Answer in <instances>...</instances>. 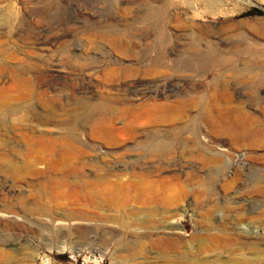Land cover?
<instances>
[{"label":"rangeland","instance_id":"rangeland-1","mask_svg":"<svg viewBox=\"0 0 264 264\" xmlns=\"http://www.w3.org/2000/svg\"><path fill=\"white\" fill-rule=\"evenodd\" d=\"M154 10L155 18L140 17ZM115 29L125 32L122 49L108 35ZM213 52L226 64L203 74L160 69L146 85L135 84L158 56L183 61ZM246 66L257 67L258 74L241 76ZM260 67L264 0H0V104L6 111L0 139L20 150L0 154V207L6 209L0 212V264H261L243 244L264 249ZM195 82L199 93L184 96ZM178 96L198 105L175 124H131L147 118V103H175ZM214 100L222 102L214 109H238L239 119L252 118L248 125L262 133L247 138L226 125L196 121L204 103ZM85 101L138 111L119 114L110 138L100 120L83 117L63 130L31 129L35 114L73 110ZM128 124L136 134L126 130ZM70 135L78 137L71 154L59 142ZM62 158L66 171L59 168ZM189 162L200 167L192 171L198 177L193 183L185 177ZM169 163L178 166H160ZM84 174H91L89 181L103 178L106 186L124 175L119 183L132 192L98 206L84 197ZM57 188L63 197L45 194ZM58 215L85 226L69 229L68 221L52 220ZM62 224L68 225L59 231ZM169 226L180 235L178 247L165 241L162 231ZM217 241L228 245L214 247Z\"/></svg>","mask_w":264,"mask_h":264},{"label":"bare ground","instance_id":"bare-ground-1","mask_svg":"<svg viewBox=\"0 0 264 264\" xmlns=\"http://www.w3.org/2000/svg\"><path fill=\"white\" fill-rule=\"evenodd\" d=\"M156 11H157V13H161L162 11H164V7H156ZM150 15L151 16L143 14L140 17L151 18V19L155 18L156 17L155 10ZM109 31L110 32H108L109 33L108 35L114 39V41L116 42L115 44L117 45L118 49H122L123 48L122 42H120L119 39L121 38L120 36L123 35V33H125V32L119 31L116 29H115V31H111V30H109ZM163 34H164L163 30H162V28H160L158 36H160V40H161L162 44H165L166 41L164 40L165 37L163 36ZM225 64H226V61H224L223 58L219 57L218 54L214 53V52H213V55L211 57L207 56V57H201V58L197 59V58L188 56L183 61H178V60L172 59L170 55H167L166 57L158 56L157 58L154 59V61L151 64H149L147 66V69H145V71L142 73V77H141L142 79H140L139 82L136 81L135 84L137 83V85L138 84L139 85H146V83H148L147 82L148 77H153L154 75H156V73H158V72L162 73L163 72V71H160V69H166V70L172 71L176 74H191V73L192 74H203L204 72L209 71L210 68L220 67V66L225 65ZM239 68L240 67H238V69ZM262 68L264 69V67H262ZM262 68L260 67V69H262ZM257 70H258L257 67L256 68H254V67L250 68V67L246 66L245 68L240 69L239 73L241 76L257 75L258 74ZM239 73H237V75ZM103 74H106V73H103ZM261 81L262 80L256 82V84L261 83ZM155 84H157V83H155ZM199 84H201V83L198 82L197 85L199 86ZM195 86H196V82H195V85L192 84V87H190V89H189L190 92H188V93L186 92V94L184 93V96L185 95L190 96L193 93L198 94L199 92L194 90ZM146 93L148 94V92H146ZM182 97L183 96H178L175 103H166V104L155 103L152 105H151V103H147V104H149V107L146 108L147 118L143 120L138 116L134 120H131L132 123L131 122L130 123L131 124H133V123L138 124V127L139 126L146 127V125H148V126L149 125H155L156 127H160V126L175 124L176 121L181 118V115H182L181 113L191 111L192 109L196 108L198 105L194 98H190L189 100L184 101L181 99ZM124 99L126 100L124 102V104H134V103L130 102V100H127L126 98H124ZM221 103L222 102H219L218 100L217 101L214 100V102L213 101L212 102H205L204 106L202 107V110L200 112H198L197 115H194L193 117H195L196 121H199V120H201V122L205 121V122H207V124L210 123L211 125H214L217 123V124H219L218 125L219 127H221V125H226L229 132H233V133L236 132L237 133V131H238V133L242 137L254 138L253 136L257 135L258 133L260 134L261 130L260 131H258L259 129L253 130V128L251 127V125H252L251 122L253 121L252 118L245 115V116H243V118L239 119V117L242 116V113L240 110L237 109V110L229 111V110H222L219 108H217L219 110H216V108L215 109L213 108L214 107L213 104L220 105ZM109 104H114V103L105 102V101H100V102L85 101V102L81 103V105H78L73 110H69V111L68 110H52V111H48L46 113H38V114H35L32 118V124L33 125L31 127V129L33 131L34 130L37 131L39 129L45 128L46 126H55V127H59L61 130H63V129H65L63 127L64 125L71 124L77 118L83 117L84 120H86V122H88V123L100 120L103 123L102 129H103V131H105L106 137L110 138L109 136L113 135L116 132L115 128L112 126V123L118 119L119 114H122L123 116H125L126 113H129V115H131V113L137 114L138 109L135 107H132L131 109H128L125 112L124 111L117 112L116 108H114V106L109 105ZM210 104H212L213 106H211ZM3 106H4L3 104H0V120L4 119V117L6 116V113H5L6 111L3 110ZM216 107H218V106H216ZM64 116L68 117V121H65V119H62ZM254 121H255V119H254ZM248 123H251V125H248ZM179 129H177L176 132H179L180 131ZM215 129L217 130V128H215ZM126 130L128 132H130V134H136L138 131V129L135 126H132L129 124H128V127L126 128ZM156 132H157V135L161 134L160 130H156ZM140 133H142V132H140ZM61 138L62 139H59V142H66L65 146H66V149H68V152L74 151V150L77 152L78 149L76 148V146L74 144L78 141L77 136L70 135V136H63ZM170 139H173V138H170ZM148 140H151V138L148 137L147 141ZM6 151L13 152L14 154H20V150L17 146H11L7 141L0 139V154H3ZM197 155H199V153H197ZM191 156H192V154H191ZM68 158L71 159V157H68ZM62 159H63L62 163L64 165L67 164L66 163L67 159H65V158H62ZM15 165L16 164H14V163H12L10 165L9 168H10L11 172L16 171ZM64 165L59 167L60 170H62V171L67 170L66 165L65 166ZM165 165H167L169 167L178 166L174 163L173 164L172 163L161 164L160 166L164 167ZM187 165H188L187 166L188 168H187L186 175H185L186 180L188 182H192L194 180L197 181L198 177L193 176L192 171H196L200 167H198V164H196L194 162L193 163L189 162ZM188 170H190L191 172H188ZM90 175L91 174H84V176H83L84 179L81 180L82 186L84 189V191H83L84 197H86L87 199H90L93 202L97 203L98 206L110 204L116 198H118L120 195L128 196L132 192V186L130 187V186L122 185L121 181H120L121 183H119V180L124 179L123 178L124 175L115 176V179L112 182H110V184L107 186L104 185V182H106V181H104V179L100 178V177H95V181H89L88 178L90 177ZM108 181H110V179ZM53 189H54V187H53ZM54 191H52V190L46 191L45 190V194L47 196H53V195L57 194L56 197H60V196L63 197L65 195V192L63 190H60L59 188H57ZM0 212L6 213V209L3 210L0 207ZM0 218H1V215H0ZM73 219L74 218L70 215H58L57 217L52 218V220L55 222L56 221H62V222L67 223V221H68L69 229H72V228L77 229V227L79 228V227H81V225H84L83 222H81L79 220L74 222ZM62 225H64V226L59 227L58 228L59 231L65 230L66 229L65 226L68 224H62ZM13 226L16 227L17 225H13ZM82 228H83V226H82ZM175 229H176L175 226H169V227H167L166 231H164V230L162 231V233L164 232V234L166 235L165 241L169 242L172 247L173 246L178 247L179 239H180V235L178 232H175ZM237 229H238V227H237ZM240 234L242 235L243 231L240 230V232L238 234L239 235L238 239L240 237ZM221 242L217 241L218 244L216 242L211 243V244H213L214 247L215 246L219 247L220 245H222V246L228 245V243L226 245L225 243H223V242L221 243ZM203 243L204 242H202V244ZM65 244L63 242L62 245L58 246V249L61 251H64L67 248V246ZM202 244H201V246H202ZM243 244L245 245V247H248V248H250V250H252L251 254H253L255 256V258H257L261 262V264H264V249H261L260 247H258L259 246L258 243H257V246L253 245L251 243H243ZM203 245L205 247H208V244L206 242ZM69 249H70V247H69ZM205 249H207V248H205ZM219 264H221V263H219Z\"/></svg>","mask_w":264,"mask_h":264},{"label":"trees","instance_id":"trees-1","mask_svg":"<svg viewBox=\"0 0 264 264\" xmlns=\"http://www.w3.org/2000/svg\"><path fill=\"white\" fill-rule=\"evenodd\" d=\"M253 13H262L261 11H259V10H255V12H253ZM253 13H251V14H253Z\"/></svg>","mask_w":264,"mask_h":264}]
</instances>
